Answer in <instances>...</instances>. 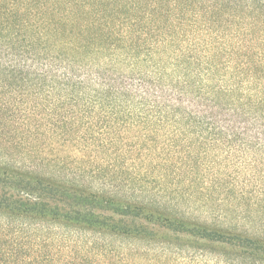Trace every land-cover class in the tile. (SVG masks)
Returning <instances> with one entry per match:
<instances>
[{"label": "trees", "instance_id": "1", "mask_svg": "<svg viewBox=\"0 0 264 264\" xmlns=\"http://www.w3.org/2000/svg\"><path fill=\"white\" fill-rule=\"evenodd\" d=\"M164 125L186 146H158ZM221 142L264 150V4L0 0V264L151 250L149 264H264V238L160 206L144 170L116 168L121 188L101 164L152 155L166 177Z\"/></svg>", "mask_w": 264, "mask_h": 264}, {"label": "rangeland", "instance_id": "2", "mask_svg": "<svg viewBox=\"0 0 264 264\" xmlns=\"http://www.w3.org/2000/svg\"><path fill=\"white\" fill-rule=\"evenodd\" d=\"M240 1L249 6L255 5L256 1L264 4V0ZM134 128L131 132H136V136L128 137L131 144L136 142L137 136L141 134V130ZM155 130L152 135L158 146L166 145L168 138L186 146V142L180 140V137L172 135L171 125L156 126ZM221 144L211 145L205 154L204 164L198 155L195 156V166L191 172L185 167L176 171L179 167L176 165L169 168L171 172L176 173L170 172L166 177L163 176V168L156 166L159 159L152 155H145L134 162L130 161V156L122 155L117 161L106 159L101 161V164L106 168V180L118 184L121 188L125 184L128 185V171L119 172L116 168H130L134 165V171L144 170L143 186L147 190L144 194L160 206L180 208L203 223L264 238V150L255 147L242 149L239 145L230 147L226 142ZM229 147L231 152L228 151ZM113 162L115 165L107 168ZM171 180L174 181L173 184L165 187L167 181ZM97 183L98 181L94 182L93 186ZM117 249L121 254L127 250L119 245ZM151 251L146 255L149 259L144 258L140 263L149 264L156 256L162 258ZM130 259L137 263L134 258ZM179 260L176 258L174 261L180 262ZM194 261L197 262L198 258ZM212 262V259L208 258L206 263Z\"/></svg>", "mask_w": 264, "mask_h": 264}]
</instances>
